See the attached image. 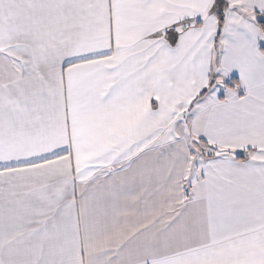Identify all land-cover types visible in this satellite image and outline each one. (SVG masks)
Returning <instances> with one entry per match:
<instances>
[{
    "label": "snow or ice",
    "instance_id": "obj_1",
    "mask_svg": "<svg viewBox=\"0 0 264 264\" xmlns=\"http://www.w3.org/2000/svg\"><path fill=\"white\" fill-rule=\"evenodd\" d=\"M0 264H264V0H0Z\"/></svg>",
    "mask_w": 264,
    "mask_h": 264
}]
</instances>
